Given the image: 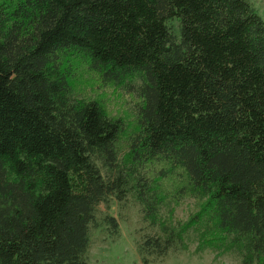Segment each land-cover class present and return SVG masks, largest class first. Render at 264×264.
<instances>
[{
    "label": "trees",
    "instance_id": "1",
    "mask_svg": "<svg viewBox=\"0 0 264 264\" xmlns=\"http://www.w3.org/2000/svg\"><path fill=\"white\" fill-rule=\"evenodd\" d=\"M75 58L139 100L128 158L122 120L73 92ZM150 169L206 205L164 214ZM110 199L157 228L143 264L204 213L264 264V21L248 0H0V264H88L91 229L118 234L96 218Z\"/></svg>",
    "mask_w": 264,
    "mask_h": 264
},
{
    "label": "rangeland",
    "instance_id": "2",
    "mask_svg": "<svg viewBox=\"0 0 264 264\" xmlns=\"http://www.w3.org/2000/svg\"><path fill=\"white\" fill-rule=\"evenodd\" d=\"M254 10L264 21V0H248ZM72 77L70 84L73 92L85 99H95L103 106L107 114L114 118H120L124 124L121 134L120 152L125 158L127 154V139L132 129L135 128V107L139 100L126 93L121 84L113 81H105L95 71L88 69L86 61L75 58L68 68ZM156 164V163H155ZM149 167V166H148ZM153 170V167H152ZM150 176L160 188V195L165 203H173V208L164 214L170 215L175 220L185 222L192 214L200 212L206 202V198L200 200L193 198V193L188 189L181 197L180 189L186 186L181 183L179 177L173 178V173L167 176L155 177L150 169ZM184 179V176H182ZM181 187V188H182ZM188 188V187H187ZM109 213L118 220L119 231L116 236H110L102 228H92L90 232L91 243L87 251L88 264H143L138 254L137 245L147 234L157 231L142 218L139 206L133 201L124 204L110 199L108 206L100 203L96 218ZM201 225L198 230H189L184 236L182 244L171 249L164 258L148 264H242L241 257L225 247L220 240L221 235L213 232V222L209 220L207 213L202 214ZM205 237H203V233ZM208 240H211L207 242ZM253 264V263H252Z\"/></svg>",
    "mask_w": 264,
    "mask_h": 264
}]
</instances>
